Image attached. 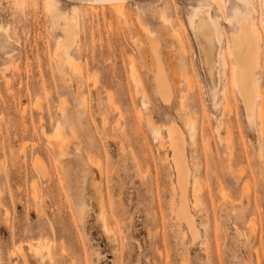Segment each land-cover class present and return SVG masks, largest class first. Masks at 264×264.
Segmentation results:
<instances>
[{"label":"rangeland","instance_id":"374dc122","mask_svg":"<svg viewBox=\"0 0 264 264\" xmlns=\"http://www.w3.org/2000/svg\"><path fill=\"white\" fill-rule=\"evenodd\" d=\"M216 1L222 15L211 0H127L124 15L91 4L80 10L70 67L55 51L63 18L40 0H0V264H24L23 257L27 264H264V116L254 114L253 100L245 109L231 82L222 113L217 47L211 79L189 24L195 8H207L214 28L219 17L223 45L235 36L243 18L232 10L244 12L243 3ZM73 2L59 0L67 16ZM254 2L264 12V0ZM158 61L175 86L171 102L155 85ZM247 79L252 89L253 69ZM147 115L162 137L153 136ZM169 125L189 167L195 233L175 212ZM55 129L66 138L61 152L48 143ZM27 239L42 256L31 255Z\"/></svg>","mask_w":264,"mask_h":264},{"label":"bare ground","instance_id":"6f19581e","mask_svg":"<svg viewBox=\"0 0 264 264\" xmlns=\"http://www.w3.org/2000/svg\"><path fill=\"white\" fill-rule=\"evenodd\" d=\"M40 1L44 5V7L48 11H50L53 15L59 18H63V22L60 26L61 35L57 39L55 51L57 52L58 59H61L62 61H64L67 64V66L75 67L72 57L69 54L68 50L74 44V42H76V38L79 37L78 31L76 30V26L78 24V17H79L80 10L81 9L86 10L92 7L93 5L91 6V4L101 3L103 4V7H109L113 9L116 13L124 15L125 14V3L127 0H72L78 3L73 2V5L70 8V14L68 16H67L66 11L65 12L62 11L61 8L59 7V0H40ZM211 1L215 5L219 13L222 15L223 13L222 3L216 0H211ZM240 1L244 5V9H245L244 12H240L237 7H234L232 12L241 14L242 15L241 18H243V20L240 22V28L238 32L236 33V35L232 36L229 33V38L227 42L224 43V45H223V39L225 38V32L222 26L219 24V17L217 16L216 19H214V23L216 24L214 28L209 18L207 8L203 10L202 14L199 13L200 10L195 8L192 12V16L189 18V24L193 32L197 34L200 38V43H201V47H202L203 55H204L203 56L204 63L206 65L208 75L210 76L211 79L213 78L214 71L216 70V47H217V56L218 58L221 59L222 66L224 69V77H223L224 86L221 90L224 99H223V104L220 105L221 106L220 110L222 111V113L225 112L230 107V103H229L230 99L227 97V92H226L227 90L229 91V87L226 90L225 85L227 82H231L232 85L230 86H234V88L236 89V93L240 96L241 101L244 103L245 109L250 108L251 100H253L252 107L254 109V114L258 116V119L260 121H262L263 116H264V68H263L264 67V12L261 10L260 6L254 2L255 0H240ZM247 11L253 13L254 14L253 17L248 15ZM230 20H231V16L225 19V21L227 22H229ZM217 24L219 25V28ZM261 24H263V28H261ZM172 33H174L176 37L178 38V40H180L181 37L178 31H174ZM216 33H217V38L220 41L218 46L216 45V41H215ZM152 44H154V46L157 45L156 42L154 41L152 42ZM182 50H186V49L182 47ZM183 52L184 51H182L181 54ZM134 68L133 67L130 68L131 75L134 79H137L138 81H140L141 80V78L139 77L140 75H138L136 69ZM251 69H253V81H252L253 88L252 89L247 79L250 74ZM181 75L183 76V80L186 83L187 87L189 88L192 87L193 82H192L191 76L188 75L187 73H182ZM153 77H154L156 88L158 92L160 93V95L163 97V100L165 99L168 102H171L173 100V93L175 91V86H174L173 80L169 78V75L166 73L160 61H158V63L156 64ZM140 83H139V87H141L140 85H143V83L142 84ZM144 91L140 90L139 93L144 92ZM143 94H145V92ZM183 95H184V92L181 93L180 97L177 98V108L178 109L185 108L184 98L182 97ZM83 98L84 97H80L81 100H83ZM142 101H143L142 106L143 105L145 106L146 102L144 100ZM36 103H38V101ZM147 120L150 125L153 136L155 138L162 137L159 128L156 125H154L149 115H147ZM185 123L188 124L187 129L191 137L190 139H192L193 138L192 131L194 128L193 121L190 118H186ZM59 125L60 124H58V127ZM219 125L220 126L223 125L226 128V130H228L230 126L228 121H223V120L220 122ZM219 125L215 126V129H217ZM259 125L258 126H259L260 133H261L263 130L262 123L260 122ZM165 130L168 136L169 143L172 146V159H173V163H174V167L176 171V182L180 189V194H179L180 200L178 202L177 208H175L176 209L175 212H177V216L179 217V219L181 218L184 220V222L187 223V228L190 229L191 232L195 233L197 230H196V225L194 223V217H193L194 214L190 212L187 196L185 194V191H187V189L185 188L187 187V184H188L187 175H189V172H188L189 167L186 163L184 148H183V145L179 144L177 141L179 139V133H178L177 127L173 125H169L168 127H166ZM50 135L51 134L47 136L48 143H50L52 147L58 150V152H61L63 150L62 148H64L63 145H65L66 143L65 142L66 138L64 140V135H62L59 129H57V131L55 129V132L52 133L51 136ZM43 169L45 170L44 166H43ZM91 179L93 180V177ZM193 179L194 178H192V183H193ZM193 191L194 190H192L191 192ZM195 192L194 194H196ZM192 196L194 195L192 194ZM193 201H194L193 205H195L196 204L195 201L197 200L194 199ZM195 206H197V204ZM104 217L102 219H104ZM102 224L106 230H109V226L105 220L103 221ZM106 230L104 232H106ZM108 233L110 234L111 232L109 231ZM191 237H194V236H191ZM36 240L40 241L39 238ZM45 242H46V238H45L44 243ZM40 243H38V245H40ZM47 243L48 242H46V244ZM24 245L26 246L28 251L31 253V255L42 256V254L40 253L39 246H37L35 242H32L31 239H27L24 242ZM49 246L52 247V244L51 245L49 244ZM21 247H22L21 244H18L17 250L21 251L22 250ZM51 251L52 250L48 249V246H47V252H48L47 255L49 254L50 256L49 258L51 260H54V256L52 255L53 252L50 253ZM23 262L24 264H27L25 257H23Z\"/></svg>","mask_w":264,"mask_h":264}]
</instances>
